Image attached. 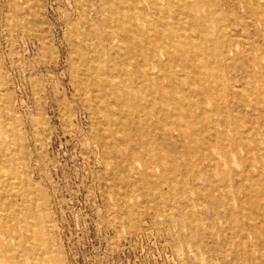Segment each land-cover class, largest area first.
I'll list each match as a JSON object with an SVG mask.
<instances>
[{
  "label": "rangeland",
  "instance_id": "rangeland-1",
  "mask_svg": "<svg viewBox=\"0 0 264 264\" xmlns=\"http://www.w3.org/2000/svg\"><path fill=\"white\" fill-rule=\"evenodd\" d=\"M0 264H264V0H0Z\"/></svg>",
  "mask_w": 264,
  "mask_h": 264
}]
</instances>
